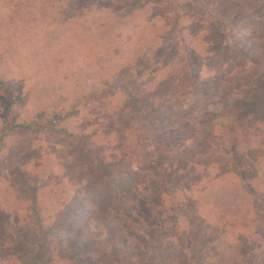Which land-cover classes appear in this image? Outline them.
<instances>
[{"label":"rangeland","instance_id":"rangeland-1","mask_svg":"<svg viewBox=\"0 0 264 264\" xmlns=\"http://www.w3.org/2000/svg\"><path fill=\"white\" fill-rule=\"evenodd\" d=\"M221 2H228L227 12L231 16L238 14L241 19L236 25H230L224 45L215 49L202 39L209 38L204 31L198 33L197 27L193 28L199 11L186 0H86L84 3L79 0H0V80L5 84L4 88L0 87V161L18 151L21 152L15 154L20 158L25 154L29 157L24 169L28 187L23 190L28 196L24 198L16 192L23 184L11 174L10 183L6 179L0 181V205L5 204L10 212H18L22 224L41 223L51 245L50 252L45 253L44 264H64L63 260L72 257L70 249L79 234L67 239L64 232L74 227L77 232L80 227L83 232L89 230L95 237L92 242L100 249L115 241L109 246L117 247L122 261L150 263L149 259H156L159 261L153 264H185L186 255L179 256L175 262L168 261L170 251L167 249L171 250L174 244L172 247L165 244L162 252L150 251L146 246L150 242L146 224L158 212L152 223L163 229L177 227L183 250L188 242L196 248L198 256L190 253L192 264H264V202L253 208L243 195L238 196V186L232 179L212 182L204 190L208 183L205 177L215 176L220 168L217 159L223 157V152L217 153L216 147V152L196 150L187 155L195 154L197 160L192 178L194 189L187 195L194 197L196 205L200 206L195 218L189 219L188 211L181 208L176 211L177 220L173 221L167 212L176 210L174 207L167 205V210L160 212L156 210L157 205L141 202L130 210L131 215L124 209L87 218L84 211L97 208L93 205V195H101L104 186L111 183L100 187L97 184L94 190L79 198L83 206L75 216L66 214L57 219L58 212H55L69 205L75 195V183L71 184L65 176L69 172L77 175L78 170H68L64 159L69 152L78 151L73 146L82 137L102 147L108 159L113 153L121 155V152L130 157L118 164L122 167L114 168L115 179L118 174L126 175L130 167L140 169L137 158L143 160L149 148L180 144L188 136L193 138L194 135L188 133L189 126L195 127L205 140L216 132L226 148H231L237 138L243 139L242 130L227 133L233 115L228 110L240 101L242 104L253 101L254 82L259 80L264 84V0ZM237 45L240 54L234 51ZM191 51L195 53L192 58ZM252 61L262 69L261 74L243 87L242 95L228 105H218L217 110L205 109L203 98L196 92L194 77L210 79L220 73L236 82L239 77H247L246 68L253 67ZM170 78L175 82L171 92L176 91L175 94L189 101H149V97L155 99L151 95L162 91L161 83ZM135 98L140 99V106L136 107ZM152 104L156 105L157 112L152 116L143 115ZM200 109L202 112L198 113ZM180 113L186 114L184 119L194 116L196 121L189 122V126L180 124L176 121ZM114 114L120 116L117 118ZM199 118L203 119L199 121ZM164 122L175 124L165 131ZM16 124L33 129L9 130ZM154 126L162 132L159 143H153V137L158 136ZM177 129L184 135H178ZM223 132L225 136L221 137ZM246 133L256 134L251 130ZM240 143V148L245 145ZM186 148L190 150L193 145L187 144ZM260 167L264 170V162ZM36 175H40L43 186L39 187L37 197H33L35 185L30 187L31 191L28 189L29 182L31 185L33 180L37 182ZM200 175L205 180L197 181ZM254 178L253 187L262 196L264 177ZM140 189L138 195L142 201L145 189ZM130 197L136 200L134 195ZM176 197L181 200L182 193H177ZM133 202L128 200L127 203L134 206ZM247 210L256 217V226L252 227L248 221L244 228L246 222L241 216ZM234 214L240 215L237 220ZM202 219L207 225L200 226ZM108 220L117 229L116 234L107 233ZM54 221H60V228L48 230ZM189 223L199 231L186 236L185 233L192 230ZM15 226L10 224L8 232L3 223L0 236L17 239L23 233L15 231ZM134 235L145 242L141 243ZM1 241L6 244L0 250V264H30L27 259L22 260L21 255L19 259L7 260L14 256L16 247L4 238ZM66 241L70 245L64 246ZM204 242L211 243L205 248Z\"/></svg>","mask_w":264,"mask_h":264},{"label":"trees","instance_id":"trees-1","mask_svg":"<svg viewBox=\"0 0 264 264\" xmlns=\"http://www.w3.org/2000/svg\"><path fill=\"white\" fill-rule=\"evenodd\" d=\"M79 1L81 3L86 2V0ZM221 1L223 0H186L194 10L199 11V16L193 20V28L197 27L196 30L200 31L198 33L204 31L209 38L205 37V39H202L206 41L210 47H214L215 49L216 47H222L224 45V41L227 40L230 33V25H236L241 19L238 14L231 16V13L229 14L227 12L228 2ZM184 42L185 40L182 39V43ZM234 51L237 54L241 53V49L238 45L234 47ZM189 55L192 58L195 53L191 51ZM252 65L253 67L246 68L249 72L247 77H239L240 79L236 82H232L229 76L226 77L224 74L220 73L213 75L210 79H203L200 76L194 77L193 82L196 86V92L201 98H203L204 108L214 107L217 110L219 109L218 105H222L223 103H225L224 105H228L232 99L242 95L241 92L243 87L251 84L252 79L254 77L257 78L258 74H261L262 69L254 61H252ZM243 71L245 72V69ZM248 78H250V80H248ZM173 79L170 78L163 81L159 86L162 91L155 92V94L151 95L155 99L149 97L148 100L171 103L172 100L183 99L185 102H188L189 99L184 98L183 95L175 94L176 91L174 93L171 92L175 89V82ZM254 83L256 86L253 85V101L244 102L243 104L240 101L237 106L229 108L228 110L229 112H232L233 115L229 127L231 129L228 130L227 133L230 131L232 134H236L237 132H241V130L242 133H245L243 137L244 140L237 138L232 143L231 148L225 147L224 142L219 140L216 132H212L208 140H205L203 137L200 138L195 127L189 126V122H194L195 117L193 116L192 119H184L186 114L184 115L183 113H180L176 118V121L180 124L188 125L190 129L188 133H192L191 135H194V137L191 138L192 136H188V138L182 140L183 142L180 144L179 142H174L161 147H159L160 144L153 146L151 150L149 148V153L146 157L144 156L143 160H138L137 158V163L141 166L140 169H133L130 167L129 171H126V175L118 174L115 179L113 177L114 168H116V166L122 167L118 164H123V160L126 158L130 159V157L126 155V153L121 152V155L113 153L112 157L108 159V157L104 155L102 147H99V145L93 140L84 137L77 139V141H75L76 145L74 144L73 149L76 148L78 151L69 152L68 156L65 158L69 159L68 162L64 159V163L67 165L66 168L68 170H78L77 175L69 172L67 176H65L69 178L71 184L75 183L76 191L73 198L69 200V205H63L58 211L55 210V212H58L57 219L58 217L60 218L61 215L65 216L66 214H69L75 216L80 213L83 204L79 198L94 190L97 184H99L100 187L103 184L109 183H111V185L104 186L105 188L100 192L101 195H93L95 197L93 205L97 208H87L84 211V215H86L87 218L91 219L95 216L106 215L111 210L117 213L124 209H127V211L125 210L126 213L131 215L132 213L130 210L137 206L139 202L143 204L149 203L148 205H157L156 210H160V212L163 209H165L163 210L165 212L167 210L165 206L167 205L174 207L176 210L171 209L167 212L172 216L173 221L177 220L178 214H176V211L181 208L182 210L188 211L190 214L189 219L195 218L200 206L196 205V199L194 197L187 195L188 193L192 194V190L194 189L192 178L195 176L197 160L195 154L191 157H187V155L189 152L195 153L196 150H198V152H206L208 150L210 152H216L215 147L217 148V153L223 152V157L217 159L220 162V168L217 170L218 173L215 176L208 174L205 177L208 183L205 185L204 190H206L212 182L232 179L238 186V196L243 195L244 200L249 201L247 203L252 205L253 208H256L258 204L262 201L264 202V193L262 196L258 195V191L253 187V181L255 180L254 177H264V170L260 167L261 163L264 162V140L262 139L264 138V84L259 80ZM0 87H5L2 80H0ZM135 102L136 107L140 106L141 101L139 98H135ZM149 109L150 110L142 112V114L152 116V114L157 112L155 104H152ZM201 112L202 110L200 109L198 113ZM113 116H115V114ZM119 116L120 114H117L115 117L118 118ZM133 118L137 119L138 117L133 116ZM201 119L203 118H199V121ZM164 123L162 129L164 128L163 130L165 131L173 128L171 126L175 124L171 122ZM154 128L156 129L154 130V133H158V136L153 137V143H159L160 141L158 140L162 132L157 130L156 126H154ZM32 129V126L16 124L9 130H20L25 132L31 131ZM250 130L256 134L252 135L246 133ZM220 131H222V128ZM176 132H178V135L180 136L184 135L178 129ZM221 135V137H224V132L221 133ZM247 141H250L251 143H246ZM240 142L245 144L241 148ZM187 144H192L193 148L188 150L186 148ZM20 152L21 151L15 153L18 154ZM15 153H9L6 160L0 161V181L6 179V182L10 183L11 174L18 179L20 178V183L23 184V186L19 188V192H16L20 196L26 198L28 195H26L23 190L28 187V185L26 181L27 175L24 172V169L25 165L29 163L26 158L29 157L25 154L24 157L20 158ZM6 173L7 175L5 176L4 174ZM51 177L54 178L53 175H51ZM35 178L37 182L33 180L32 185L31 182H29L28 189L31 191L30 187L35 185L33 187V197H37L36 193L43 186L42 180H40V175H36ZM201 178L205 180L203 175L197 176L196 180L199 181ZM251 178H253V180H251ZM140 188L145 189L142 201L140 195H138V192L141 191ZM22 192L25 193L24 196L22 195ZM177 193H182L183 197L181 200L177 199ZM131 195H134L136 200L135 198L130 197ZM128 200L134 201V206L131 205V203H127ZM167 200H169V203H166ZM1 205L0 231L3 229L4 223V225L8 227V232L10 231V224H15V231L18 230V232L23 233L15 240H11L10 237L7 236H0V250H2L6 244L1 241L3 238L9 243V245L16 247L13 254L14 256L7 258V260H14V257L15 259H19V255H21V259H27L30 264H42L41 261H43L44 264V260L46 259L44 258L46 256L45 253L50 252L49 247L51 245L49 244L48 234L44 235V229L41 226V223L36 221L33 223L22 224L18 212H10L8 207H5V204L3 207ZM35 206L36 204L33 205V207ZM158 213L155 214V217L153 215V218L150 219V223L146 224L148 239L150 240L146 246L150 251L156 250V252H158L159 250V252H162L165 244H170L171 247V244H174V247H172L171 250L167 249V251H170L168 252V261L175 262L179 259V256L182 258L186 255L185 264H192L193 260L189 257L190 253H193L194 256H198L196 248L188 242V246L183 250L182 244L178 238L180 233L177 227L173 229H163L160 225L152 223L156 219ZM201 216L204 217V214L201 213ZM239 216V214H234L233 218L237 220ZM241 217H243L242 220L246 222L244 228H247L246 225H248V221H250V224H253L252 227L256 226L258 223L255 221L256 217L253 214L251 215L250 210H247ZM206 222L205 219H202L200 226L207 225ZM189 225L192 230L187 231L185 233L186 236H191L194 232L196 233L199 231L198 228L193 226V224L189 223ZM60 226V221H54L48 230H54V228H60ZM79 226L80 224H78V228ZM106 226L108 227L107 233L109 235L118 232L110 220H108ZM76 229L77 227H74L73 229H70L69 232L67 230L64 232L67 235V239H71L72 237H75L76 234H79V238L76 239L74 245L70 249L72 257H67L65 260L60 257V260H63L62 262L64 264H153L154 261H159L156 259H149V261H151L150 263L138 260H134L132 263L131 261H122L118 256L117 247L110 248L109 246L111 244L114 245L115 241L108 242L105 247L100 249L96 242H92L95 237L94 235H91L89 230L83 232V229L80 227V231L77 232ZM101 234L102 233L99 235ZM128 234L132 235L131 232H128ZM134 237L138 238L137 235H134ZM138 240L141 241V243L145 242L141 238H138ZM191 243L194 242L191 240ZM210 243L211 242H204L203 247L207 248ZM175 244H177V246ZM66 245H70L69 241H66L64 246ZM125 252L127 253V249ZM8 256L10 255L7 254V257ZM1 257L2 256H0V261L2 259ZM161 261H163V259Z\"/></svg>","mask_w":264,"mask_h":264}]
</instances>
